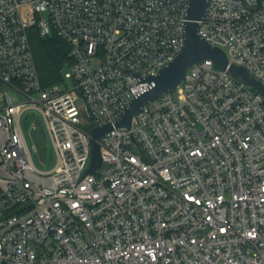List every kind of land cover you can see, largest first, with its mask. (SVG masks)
<instances>
[{
	"label": "built area",
	"instance_id": "obj_1",
	"mask_svg": "<svg viewBox=\"0 0 264 264\" xmlns=\"http://www.w3.org/2000/svg\"><path fill=\"white\" fill-rule=\"evenodd\" d=\"M189 3L0 0V264H264V94L212 60L104 134L80 181L92 129L149 87L131 70L157 75L180 53ZM199 25L264 86V0H210ZM34 28L70 45L62 84L42 85ZM29 110L55 149L48 171L21 127Z\"/></svg>",
	"mask_w": 264,
	"mask_h": 264
},
{
	"label": "water",
	"instance_id": "obj_2",
	"mask_svg": "<svg viewBox=\"0 0 264 264\" xmlns=\"http://www.w3.org/2000/svg\"><path fill=\"white\" fill-rule=\"evenodd\" d=\"M209 2L210 0H190L183 27V47L180 53L170 63L162 67L157 75L143 79L139 76V73L131 70L130 74L137 77L142 83L147 82L149 87L133 98L118 121L92 129V139H90L92 147L91 168L88 169L80 181L88 173H94L102 163L98 144L102 136L114 128H127L131 130L133 119L139 115L141 109L155 99L161 98L169 93H174L177 86L185 78L187 70L198 61L204 59L212 60L218 69H229L230 73L235 77H240L245 83L254 86L264 94V86L260 81L253 79L249 72L242 66L239 67L234 64L229 66L225 52L218 47L211 46L198 34L200 30L199 22L202 21L208 12ZM0 35L4 40L5 47H7L4 33L0 32ZM33 135L39 139L42 145H45L46 136L42 131H33Z\"/></svg>",
	"mask_w": 264,
	"mask_h": 264
},
{
	"label": "trees",
	"instance_id": "obj_3",
	"mask_svg": "<svg viewBox=\"0 0 264 264\" xmlns=\"http://www.w3.org/2000/svg\"><path fill=\"white\" fill-rule=\"evenodd\" d=\"M29 39L42 85L62 84L64 71L74 63L70 45L56 34L42 37L37 28L30 30Z\"/></svg>",
	"mask_w": 264,
	"mask_h": 264
},
{
	"label": "rangeland",
	"instance_id": "obj_4",
	"mask_svg": "<svg viewBox=\"0 0 264 264\" xmlns=\"http://www.w3.org/2000/svg\"><path fill=\"white\" fill-rule=\"evenodd\" d=\"M99 64L100 61L96 60V62H94V67L98 68ZM21 127L27 144L32 149V157L37 169L40 171H48L52 169L57 162V157L42 115L35 110L27 111L21 119ZM32 127H36L46 134L45 145H42L37 138L31 135ZM34 144L37 145V152L33 151Z\"/></svg>",
	"mask_w": 264,
	"mask_h": 264
}]
</instances>
